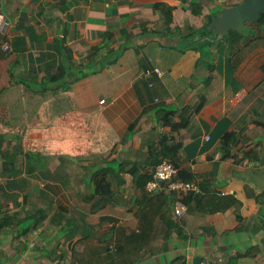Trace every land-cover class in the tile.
Masks as SVG:
<instances>
[{
	"label": "crops",
	"instance_id": "1",
	"mask_svg": "<svg viewBox=\"0 0 264 264\" xmlns=\"http://www.w3.org/2000/svg\"><path fill=\"white\" fill-rule=\"evenodd\" d=\"M243 1L3 0L0 264H264V24L194 36ZM164 141L204 200L180 217L146 188Z\"/></svg>",
	"mask_w": 264,
	"mask_h": 264
},
{
	"label": "trees",
	"instance_id": "2",
	"mask_svg": "<svg viewBox=\"0 0 264 264\" xmlns=\"http://www.w3.org/2000/svg\"><path fill=\"white\" fill-rule=\"evenodd\" d=\"M158 8L166 10L167 13H165L166 15L168 14V12L170 11V8H168L167 6H158ZM198 14V13H197ZM213 18V15L211 14L208 18L206 23L204 24V26L202 27L201 30H198L197 33L194 36H200V38H204L209 36V33L207 32V26L210 24L211 20ZM167 22L170 23L171 19L167 16ZM257 24H264V13H261L259 20L257 22H255ZM248 24V23H245ZM244 24V25H245ZM238 35L237 31H231L229 32V36H232L233 38H236V36ZM193 37V36H192ZM67 70L68 68H66L65 66L61 65L58 67L57 72L54 76V81L57 80H62L67 76ZM85 74H83L81 71L80 73H77V76L75 77V79H80L82 77H84ZM67 82H63L61 84H66ZM133 125L130 126L129 129H132ZM179 145L173 147V148H169L168 145H166V142L164 141L163 143V148L157 152L154 153L155 156L153 155L154 158V162L152 163V165L154 166V169L156 168V166L158 164H160L161 162H163V160H161V155L162 154H166V157H168L170 160H173L175 158V155L177 153V149H178ZM153 150H151L152 152ZM154 152V151H153ZM169 161V160H168ZM170 163H172L174 165V167L177 169V176L175 177L176 180L182 181V182H192L194 181V177L187 171H179L178 169V165L177 163H174V161H169ZM151 179V176H148L145 179V182L147 184V182ZM94 185H95V190H94V196H97V203L95 205V207L97 208H101L104 207L105 205H107L108 203H114V196L112 194V190H111V182L109 180L108 174L106 171L104 170H100L97 171L94 175ZM199 189L200 190H210L207 187H204V185H199ZM201 194L199 193H195V192H190L186 195L181 196L178 200L185 205L186 207L191 206V203H195V207L198 205H202L204 203V200H199L201 198Z\"/></svg>",
	"mask_w": 264,
	"mask_h": 264
},
{
	"label": "built area",
	"instance_id": "3",
	"mask_svg": "<svg viewBox=\"0 0 264 264\" xmlns=\"http://www.w3.org/2000/svg\"><path fill=\"white\" fill-rule=\"evenodd\" d=\"M3 0H0V32L2 33V41L0 44L1 50L4 52H7L9 50V34L8 29L10 27V23L6 21L4 16L1 12V6H2ZM157 75H162V72L159 69L154 70ZM264 99V94H263ZM99 105L101 108H104L105 106V100L101 99L99 101ZM177 175V169L174 167V165L168 161H163L160 164L156 166L153 173V179L150 180L146 184V188L149 191H154L159 189L161 184H159V180L164 181V185L166 186L167 190L173 193H177L179 195V198L182 194H185L189 191H195L198 190L197 186L194 183L191 182H182L175 179V176ZM185 211V205H183L180 201L176 203L175 207V215L177 217H180ZM203 264H218L217 262H210V263H203Z\"/></svg>",
	"mask_w": 264,
	"mask_h": 264
},
{
	"label": "water",
	"instance_id": "4",
	"mask_svg": "<svg viewBox=\"0 0 264 264\" xmlns=\"http://www.w3.org/2000/svg\"><path fill=\"white\" fill-rule=\"evenodd\" d=\"M261 13H264V0H244L236 7L220 10L218 15L213 16L206 30L211 36L214 35L211 41L222 40L229 32L240 30L245 23L257 22ZM158 182L164 184V181Z\"/></svg>",
	"mask_w": 264,
	"mask_h": 264
},
{
	"label": "rangeland",
	"instance_id": "5",
	"mask_svg": "<svg viewBox=\"0 0 264 264\" xmlns=\"http://www.w3.org/2000/svg\"><path fill=\"white\" fill-rule=\"evenodd\" d=\"M220 9H221V7L217 8V10H220ZM248 24H250V23H248ZM248 24H245L240 30L237 31L238 35L236 36V38H238V39L241 38L242 39V37H244L245 39L246 38L248 39V37L252 36L253 33L247 27ZM198 51L201 52V55H203V57H204V54L207 52V49L203 48L202 50H198Z\"/></svg>",
	"mask_w": 264,
	"mask_h": 264
}]
</instances>
